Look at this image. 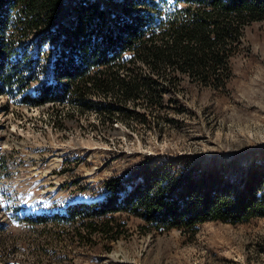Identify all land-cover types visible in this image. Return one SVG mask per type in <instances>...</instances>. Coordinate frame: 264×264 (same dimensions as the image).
<instances>
[{
    "label": "trees",
    "instance_id": "trees-1",
    "mask_svg": "<svg viewBox=\"0 0 264 264\" xmlns=\"http://www.w3.org/2000/svg\"><path fill=\"white\" fill-rule=\"evenodd\" d=\"M109 1L105 8L94 0H0V96L129 125L123 104L154 107L180 83L226 89L246 29L264 23V0ZM56 39L47 67L43 48ZM187 159L142 158L129 175L106 182L101 200L25 221L54 222L68 244L93 248L117 242L131 220L145 233L195 236L210 222L264 219V174L249 169L239 189L223 165L202 170Z\"/></svg>",
    "mask_w": 264,
    "mask_h": 264
},
{
    "label": "rangeland",
    "instance_id": "rangeland-1",
    "mask_svg": "<svg viewBox=\"0 0 264 264\" xmlns=\"http://www.w3.org/2000/svg\"><path fill=\"white\" fill-rule=\"evenodd\" d=\"M59 42L43 48L47 67ZM239 50L226 89L180 83L154 107L123 104L129 125L67 115L69 105L32 108L0 96V264H264L263 218L206 223L195 236L145 233L131 220L117 242L93 248L68 244L54 222L25 221L101 200L109 179L129 175L145 157L192 158L185 165L202 170L223 165L239 189L249 169L264 174V23L246 29Z\"/></svg>",
    "mask_w": 264,
    "mask_h": 264
}]
</instances>
